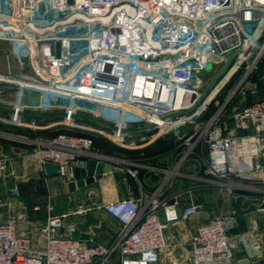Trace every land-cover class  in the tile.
<instances>
[{
  "label": "built area",
  "instance_id": "2783aa9c",
  "mask_svg": "<svg viewBox=\"0 0 264 264\" xmlns=\"http://www.w3.org/2000/svg\"><path fill=\"white\" fill-rule=\"evenodd\" d=\"M0 41L10 44L21 65L17 72L0 70V106L10 110L0 109V124L34 133L58 129L46 138L0 134L33 144L37 160L56 165L67 184L75 170L98 158L92 152L96 135L127 149L172 140V162L155 169L158 182L146 198L127 186L125 197L105 202L121 224L114 245L61 236L64 215L48 203L40 248L15 219L0 222V264L172 261L167 231L201 211L193 201L183 205L179 180L189 181L190 191L212 184L264 192V96L256 79L264 68V0H0ZM235 52L203 100L172 115L194 106L207 85V66L216 73ZM28 93L38 99H25ZM57 111L67 116L39 121L22 115ZM78 113L118 130L71 117ZM150 123L155 126L140 136L120 131ZM8 166L0 157V175ZM116 168L143 187L138 169L127 162ZM243 215L247 224L240 231L235 212L190 226L191 264H237L239 248L248 260L263 257L264 226L257 218L264 216V200Z\"/></svg>",
  "mask_w": 264,
  "mask_h": 264
},
{
  "label": "crops",
  "instance_id": "0c3cea01",
  "mask_svg": "<svg viewBox=\"0 0 264 264\" xmlns=\"http://www.w3.org/2000/svg\"><path fill=\"white\" fill-rule=\"evenodd\" d=\"M10 50L11 47L7 41H0V57H9L16 66L14 72L20 71V61L14 57ZM4 92L9 97L14 96V91L11 89L4 88ZM25 99L35 101L38 99V95L28 93L25 95ZM53 118L58 117L35 119L46 121ZM0 129L19 132L30 138H46L58 130L34 133L23 129L16 131L3 124H0ZM143 133L145 132L132 135L136 137ZM33 148V144L0 134V157L9 159L7 172L0 175V222L15 219L18 229L31 238L32 246L36 248L44 245L41 229L46 223L48 203L54 205L53 213L64 215L63 226L58 230L61 236L85 240L87 243L114 245L121 235V224L105 210V202L112 195L125 197L127 186L133 187L136 197L146 198L152 186L158 182L154 173L155 169L168 166L172 162V143L168 137H162L145 148L127 149L103 136L96 135L92 152L98 156V159L111 162L113 168L92 184L70 191L68 184L66 188L65 186L61 189L58 187L57 181L60 176L56 173L47 174L44 164H41L32 154ZM121 162H127L133 168L138 169L139 176L143 180L142 188L135 178L116 168V165ZM192 186L189 181L179 180L177 182V188L185 191L183 205L191 201L200 204L195 191L203 185L190 191ZM37 206H39L38 210L35 209ZM214 215L216 214L211 215L209 212L201 210L192 222L183 223V227L179 231H176V227L167 231L170 247L175 251V258L179 256L180 259L185 251L189 252L188 228L195 227L199 222ZM238 217L237 230H244L247 224L244 215L238 213ZM257 221L262 226L259 217ZM236 258L237 264H264V255L259 259L248 260L241 248L237 250ZM113 264H119L118 259ZM159 264L175 263L163 258Z\"/></svg>",
  "mask_w": 264,
  "mask_h": 264
},
{
  "label": "rangeland",
  "instance_id": "374dc122",
  "mask_svg": "<svg viewBox=\"0 0 264 264\" xmlns=\"http://www.w3.org/2000/svg\"><path fill=\"white\" fill-rule=\"evenodd\" d=\"M0 70H16V66L9 57H0ZM214 67L207 68L206 72L203 73L205 78V83L208 84L212 75ZM213 73V74H211ZM256 79L258 80L260 92L259 96H264V68L261 69L257 75ZM222 99V97H220ZM64 127V126H63ZM0 132L7 134H14L13 131L7 129H0ZM8 137V136H7ZM169 141L172 143V140L169 138ZM58 187L61 189L63 186L66 188V181L63 178H59L57 181ZM203 187L196 189L195 194L200 202L201 210L209 212L211 215L216 214H228L231 212L235 213H246L249 209H252L254 206L258 205L264 200V192H261L257 189H235L228 191L226 189L220 190L215 185H208L210 187ZM183 226L176 227V231H179ZM184 261L183 264H191V258L189 252L185 251L183 257L179 259V256L172 259L175 264H180Z\"/></svg>",
  "mask_w": 264,
  "mask_h": 264
},
{
  "label": "water",
  "instance_id": "95a60500",
  "mask_svg": "<svg viewBox=\"0 0 264 264\" xmlns=\"http://www.w3.org/2000/svg\"><path fill=\"white\" fill-rule=\"evenodd\" d=\"M235 54H236V52L232 53L228 57L226 64L211 77L209 83L205 86V88L201 92L200 96L198 97L196 103L194 104V106L192 108L178 112V113H174L172 115L185 114V113H188L189 111H191L192 109H194L203 100V98L209 93V91L212 89V87L214 86L216 81L223 75V73H225V71L227 70V68H228L231 60L235 56ZM210 67H212L211 64H209L207 66L208 69ZM0 109L5 110V111H10L9 109H7L3 106H0ZM22 115L25 117H29V118L66 117L67 116V114L63 111L42 112V113L24 112V113H22ZM71 117L76 119V120L90 122L93 125L102 127L104 129H107V130H111V131H117L118 130V127H116L115 125L104 122V121L99 120V119H96V118H94L88 114H79V113L78 114H72ZM154 126H155V124L150 123V124L143 125L140 127H135V128H122L120 131L123 133H126V134L142 133V132H145L149 129H152ZM44 168H45L47 174H49V175L52 173L58 174V170H57L56 165H53V164H50L47 162L44 164ZM112 168H113V166H112L111 162H105L103 159H98V158L90 159L86 169L75 170V180L70 181L68 183L69 190L74 191L76 189H81L87 185L92 184L96 180L101 179L103 177L104 173L110 172L112 170ZM259 219H260L261 225L264 226V216H260Z\"/></svg>",
  "mask_w": 264,
  "mask_h": 264
}]
</instances>
